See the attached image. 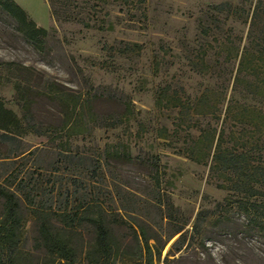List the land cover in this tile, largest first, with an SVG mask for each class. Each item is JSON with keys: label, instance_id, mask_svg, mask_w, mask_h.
<instances>
[{"label": "rangeland", "instance_id": "374dc122", "mask_svg": "<svg viewBox=\"0 0 264 264\" xmlns=\"http://www.w3.org/2000/svg\"><path fill=\"white\" fill-rule=\"evenodd\" d=\"M16 2L49 35L38 50L0 12V62L33 67L85 99L84 112L61 114L34 95L30 111L42 134L0 138V184L20 198L32 264L43 259L32 209L56 215L85 263L94 228L78 220L68 227L62 216L88 207L105 213L117 244L130 253L140 226L161 242L184 227L155 264H264V225L247 218L233 191L217 186L228 184L221 171L210 173L222 131L223 151L245 149L248 161L264 163L259 30L255 55L244 47L258 0ZM223 4L237 13L212 9ZM15 80L0 64V99L22 119ZM127 106L134 114L126 120Z\"/></svg>", "mask_w": 264, "mask_h": 264}, {"label": "trees", "instance_id": "16d2710c", "mask_svg": "<svg viewBox=\"0 0 264 264\" xmlns=\"http://www.w3.org/2000/svg\"><path fill=\"white\" fill-rule=\"evenodd\" d=\"M49 2L52 7V0ZM257 4L258 6L254 9L251 17L248 45L244 46L246 54H250L252 57L256 53L253 45L257 40L258 30L260 47L264 48V37H262L264 33L262 32L264 30V0H258ZM212 9L219 13H223L225 10H228L232 15L237 13V10L231 12L232 6L228 4L213 6ZM51 11L52 17L56 18L55 11ZM0 12L13 19L17 32L24 40H28L36 49H42L45 38L49 35L48 30L37 26L15 0H0ZM130 49V45H127L124 50ZM246 54L240 60L238 76L243 72ZM0 64L14 74L16 97L24 111L23 118L19 119L15 112L5 108L0 99V138L3 141H14L17 137L25 136L29 130L38 135L42 134L34 125L35 118L30 111L34 95L57 104L61 114H68L70 110L84 112L85 99L79 93L75 91L69 93L58 88L56 83L45 81L41 73L33 67H25L16 62H0ZM162 91L167 93L169 90L164 88ZM133 114L134 110L127 106L122 116L127 120ZM118 124L120 123H100L97 126L113 127ZM224 135L225 133L222 131L212 157L213 165L210 168V173L214 175L216 171H221L228 184L223 182L217 186L227 191H233L237 196L238 207L246 214L247 218L256 225H264V163L258 162L256 165L248 161L245 149L223 151L221 142ZM194 161L200 162L195 158ZM32 214L38 225L35 250L43 254L42 261L37 264H155V260L161 261L166 245L184 230V227H180L167 241L161 242L158 235L154 237L146 235L145 229L140 226L139 232L134 231L135 252L130 253L121 249L117 244L116 236L106 220L105 213L100 209L88 207L81 214L63 215L62 220L68 227L74 226L78 220L80 223H89L94 228L95 239L86 249L83 259L85 263H83L78 261V252L73 246L70 232L58 227L53 221L56 218L55 214L38 209H32ZM26 223L20 198L10 187L3 183L0 184V264H32L33 253L23 249ZM184 240L185 236L182 234L164 259L165 263L168 262L171 252Z\"/></svg>", "mask_w": 264, "mask_h": 264}, {"label": "crops", "instance_id": "0c3cea01", "mask_svg": "<svg viewBox=\"0 0 264 264\" xmlns=\"http://www.w3.org/2000/svg\"><path fill=\"white\" fill-rule=\"evenodd\" d=\"M16 1V0H15Z\"/></svg>", "mask_w": 264, "mask_h": 264}]
</instances>
